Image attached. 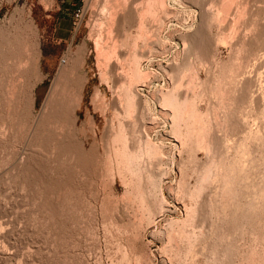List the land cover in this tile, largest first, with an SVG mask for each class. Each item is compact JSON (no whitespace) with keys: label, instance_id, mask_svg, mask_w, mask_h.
<instances>
[{"label":"rangeland","instance_id":"374dc122","mask_svg":"<svg viewBox=\"0 0 264 264\" xmlns=\"http://www.w3.org/2000/svg\"><path fill=\"white\" fill-rule=\"evenodd\" d=\"M260 3L0 0V264H264Z\"/></svg>","mask_w":264,"mask_h":264},{"label":"bare ground","instance_id":"6f19581e","mask_svg":"<svg viewBox=\"0 0 264 264\" xmlns=\"http://www.w3.org/2000/svg\"><path fill=\"white\" fill-rule=\"evenodd\" d=\"M90 1H91V0H90ZM253 1H254V0H253ZM262 1H263V0H262ZM126 2H127V1H126ZM251 2H252V1H251ZM258 2H259V1H258ZM245 4H246V3H245ZM253 4H254V3H253ZM256 4H257V2H256ZM260 4H262V6H260V5L258 4V7L260 6V8H262V7H263V3H260ZM237 6H238V5H237ZM242 6H243V5H241V7H240L241 9H242ZM206 7H207V6H206ZM238 7H239V6H238ZM256 7H257V6H256ZM256 7H254V8H256ZM236 8H237V7H236ZM240 8H239V9H240ZM246 8H247V5H246ZM263 8H264V7H263ZM263 8H262V9H263ZM262 9H260V10H262ZM109 10H110V9H109ZM243 10H244V9H243ZM260 10H259V11H260ZM239 11H240V10H239ZM241 11H242V10H241ZM256 11H257V10H256ZM256 11H255V12H256ZM243 12H244V11H243ZM251 12H252V11H251ZM238 13H239V12H238ZM244 13H245V12H244ZM257 13H258V12H257ZM261 13H264V12L261 11ZM136 14H137V13H136ZM236 14H237V13H236ZM240 14H241V13H240ZM259 14H260V13H259ZM110 15H111V14H110ZM242 15H243V13H242ZM257 15H258V14H257ZM253 16H254V15H253ZM261 16H262V15H261ZM254 17H255V16H254ZM237 19H238V18H237ZM255 19H256V18H255ZM235 20H236V18H235ZM255 21H256V20H255ZM257 21H258V20H257ZM259 22H260V20H259ZM101 23H102V22H101ZM97 25H99V24H97ZM102 25H103V24H102ZM260 25H261V24H260ZM263 25H264V24H263ZM263 25H261V28H262V29L260 30V32H259V36H258V38H261L262 40H264V26H263ZM258 27H259V26H258ZM100 28H101V27H100ZM257 29H258V28H257ZM97 32H98V31H97ZM17 33H18V32H17ZM234 34H235V33H234ZM16 35H18V34H16ZM19 35H21V34H19ZM16 37H19V36H16ZM21 37H22V36H21ZM22 38L24 39V37H22ZM261 39H260V40H261ZM204 40H205V39H204ZM207 40H208V39H207ZM241 40H242V39H241ZM21 41H22V40H21ZM258 42H259V40L257 41V43H258ZM196 43H197V42H196ZM205 43H206V42H203L202 39L199 40V41H198V44L194 47V52L196 51L195 49H198V48H199V49H201L200 52L202 51L201 53H203V51L206 49V46H205V45H207V44H205ZM207 43H208V42H207ZM192 44H193V43H192ZM194 44H195V43H194ZM209 44H211V43L209 42ZM209 44H208V47H209ZM211 45H212V44H211ZM193 46H194V45H193ZM193 46H192V47H193ZM99 47H100V44H99ZM211 47H212V46H211ZM211 47H210V48H211ZM10 48H11V47H10ZM10 48H9V49H10ZM12 48H13V47H12ZM257 48H258V47H257ZM199 49H198V50H199ZM207 49H208V48H207ZM198 50H197V51H198ZM0 51H2L1 48H0ZM3 51H4V50H3ZM3 51H2V52H3ZM13 51H14V50H13ZM205 51H206V50H205ZM209 51H210V50H209ZM209 51H208V52H209ZM198 52H199V51H198ZM198 52H197V53H198ZM4 53H5V52H4ZM17 53H18V52H17ZM108 53H109V52H108ZM7 54H8V53H7ZM21 54H22V53H21ZM96 54H97V53H96ZM103 54H104V53H103ZM204 54H206V53H203V55H204ZM3 55H4V54H2V55H1L2 57L0 58L1 61H2V63H4V62L6 61V60H5V61L2 60V58L4 57ZM101 55H102V54H101ZM209 55H210V53H209ZM5 56H6V55H5ZM8 56H9V55H8ZM10 56H11V55H10ZM17 56H18V55H17ZM19 56H20V55H19ZM97 56H98V55H97ZM204 56H205V55H204ZM204 56H202V57H204ZM206 56H208V55H206ZM22 57H23V58H22V60H20V61L22 62L23 59H24L23 62L25 63V60H26V59L24 58L23 54H22ZM10 58L14 61L15 56L12 55V57H10ZM16 58H17V57H16ZM18 58H21V57H18ZM99 58H100V56H99ZM208 58H209V57H208ZM6 59L8 60V57H7ZM11 59L8 60V61H10V65H9V66H13V65H11V63L13 64V63L16 62V61L11 62ZM1 61H0V62H1ZM8 61H6V62L9 64ZM18 62H19V61H18ZM21 62H19L18 64L16 63V64H17V65L20 67V69L22 70L21 73H20L21 76H22V75L25 74L26 70H25V65H24V63H23V65H21V64H22ZM7 63H6V64H7ZM254 63H255V62H254ZM6 64H5V65H6ZM25 64H26V63H25ZM14 65H15V64H14ZM23 66H24V68L22 69ZM26 66H27V65H26ZM27 67H28V66H27ZM27 67H26V68H27ZM28 71H29V69H28ZM251 81H252V80H251ZM61 83H62V82H61ZM21 88H22V87H21ZM27 88H28V87H27ZM5 91H6V90H5ZM9 91H10V90H9ZM9 91H8V95H9V97L12 96V99H13V98H14L15 87L12 86V89H11V92H10L11 95H10ZM22 92H23V91H22ZM6 93H7V92H6ZM19 94H20V92H19ZM19 94H18V95H19ZM3 96H4V95H3ZM9 97H7V98H9ZM18 98H19V97H18ZM21 98H22V97H21ZM258 98H259V97H258ZM174 99H175V97H173V96H171V95H169V96L166 98L168 104H170V105H171L172 103H173V105L176 103ZM259 99H260V98H259ZM259 99H258V102L260 101ZM10 100H11V99H10ZM5 101H7V99H6ZM173 101H174V102H173ZM7 104H8V103H6V105H7ZM170 105H169V106H170ZM173 105H172V106H173ZM7 106H9V105H7ZM7 106H6V107H7ZM167 106H168V105H167ZM8 108H10V107H8ZM8 108H7V110H8ZM44 108H45V107H44ZM10 109H11V108H10ZM10 109H9V111H10ZM4 110L6 111V109H4ZM52 110H53V109H52ZM7 112H8V111H7ZM56 112H59V111H56ZM60 112H61V111H60ZM41 114H42V113H41ZM49 114H50V113H49ZM40 116H41V115H40ZM44 117H46V116H42L41 119L44 118ZM50 118H51V117H50ZM41 119H40V120H41ZM40 120H39V121H40ZM43 122H45V121L43 120ZM40 123H42V122L40 121ZM38 125H39V123H38ZM40 125H41V124H40ZM42 125H43V123H42ZM49 125H50V124H49ZM0 137H1V136H0ZM2 138H3V136H2ZM3 139H4V138H3ZM115 139H116V138H115ZM35 140H36V139H35ZM117 140H118V139H117ZM34 143H35V142H34ZM57 151H58V150H57ZM55 152H56V151H55ZM262 153H263V152H262ZM56 154H57V153H56ZM31 158H32V157H31ZM25 169H26V168H25ZM30 170H31V169H30ZM238 171H239V170H238ZM236 175H237V173H236ZM262 179H263V178H262ZM207 180H208V179H207ZM201 183H202V182H201ZM260 196H261V195H260ZM249 202H251V201H249ZM2 210H4V209H2ZM4 212H5V211H4ZM254 213H255V212H254ZM19 228H20V227H19ZM9 233H10V232H9Z\"/></svg>","mask_w":264,"mask_h":264},{"label":"built area","instance_id":"2783aa9c","mask_svg":"<svg viewBox=\"0 0 264 264\" xmlns=\"http://www.w3.org/2000/svg\"><path fill=\"white\" fill-rule=\"evenodd\" d=\"M84 16H85V9H84V5H78L74 11H73V15H72V28L73 30H77L83 23L84 20Z\"/></svg>","mask_w":264,"mask_h":264}]
</instances>
